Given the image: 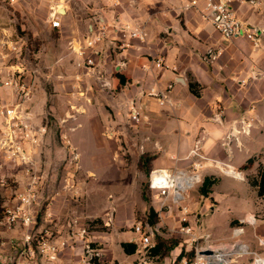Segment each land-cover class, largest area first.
<instances>
[{"label": "crops", "instance_id": "0c3cea01", "mask_svg": "<svg viewBox=\"0 0 264 264\" xmlns=\"http://www.w3.org/2000/svg\"><path fill=\"white\" fill-rule=\"evenodd\" d=\"M185 2L186 0H26L29 25L34 27L33 23L37 22L49 34H55L46 51H39V64L54 66L53 71H56L57 65L68 62L74 71L76 63H83L92 57L96 65H101L105 71L103 78L111 87L108 92L110 108L122 116L119 129L130 134L134 132L137 142L141 141L145 151L154 155L153 168H169L175 163V158L181 167L201 161L204 166L198 173L200 177H220L218 172L224 169L227 171H223L226 176L238 179V171L246 160L264 151V30L261 31L264 29V0H257V4H252L249 0H235L238 14L258 35L257 45L244 34L232 39L223 38L196 10L184 9ZM52 7L56 8L60 20L58 27H54L49 19ZM6 18L11 17L6 14ZM127 24L143 27L148 34L146 40L130 37L129 31L122 28ZM103 28L105 35L100 44L89 47L87 38L90 32L96 33ZM1 30L8 31V28L0 25ZM2 41L8 40L5 37ZM69 41L74 47H79L83 54L71 53L68 49ZM26 49L24 47V51ZM158 59L162 60V67L156 65ZM86 67L81 68L84 74L81 82L88 94L94 95L95 88L86 85L94 81L87 76ZM61 72V69L56 71L53 78L56 84L66 88L69 86L68 82H74V78L59 74ZM44 74L45 78L53 75ZM58 74L63 77L60 81L56 80ZM119 75L125 78V83L120 82ZM28 76L30 82L32 76L34 79L36 77L33 74ZM190 82L196 84L199 96L191 91ZM152 90L167 93L169 102H157L150 94ZM17 99L16 96L2 102ZM31 99L30 94L25 103H31ZM131 108L145 118L140 126L134 123L133 129L126 123ZM28 109H31L28 112L32 124L39 127L41 122L34 115L39 112L38 109L34 110L29 105ZM247 122L251 123L250 133L240 134L238 131ZM81 128L74 140L77 144L90 146L93 153L95 141L89 135V130L92 129L90 121H84ZM115 135L116 128L113 127L109 131V137L114 138ZM236 152L244 153L239 162H235L238 155ZM45 157L48 159L46 155L43 158ZM95 159L92 154L88 161ZM42 160L49 162L52 158ZM2 161L8 160L3 157ZM11 167L8 175L14 184L5 187L3 191L6 194L17 192L21 188L16 184L18 179L25 177L23 168L17 166L15 170L14 166ZM41 171L43 176L50 173L45 167ZM212 189L214 191V187ZM213 191L211 196L214 195ZM150 194L153 208L160 210L162 197L151 190ZM221 198L219 196L217 199L221 201ZM16 204L15 198H9L6 202L8 207ZM205 205L207 203H204V207ZM173 206L175 205L171 204L169 214L176 211ZM39 208L40 206L34 207L36 213ZM139 208L145 211L148 206L137 200L119 203V219L116 218L112 231L100 237L93 235L102 244L103 254L94 264H135L139 250L126 253L122 242L137 244V234L133 229L119 230L118 227L124 225L134 228L137 223L136 209ZM210 208L213 212L212 215H207L205 227L212 233L220 230L224 232L223 241L231 239L233 234L226 230L232 227L234 220L240 221L239 214L244 211L234 212L228 208V212H222L220 206ZM42 210V220L29 227L15 223L10 226L4 219L0 221V264L4 259H16L20 264L28 261L30 264H41V259L27 260L25 247L24 253H17V248L11 245L17 239L22 242L25 233L36 226L47 232L53 230L56 237L52 242L60 246L63 241H67L57 259L49 264H83V241L79 237L73 240L70 236L74 208L69 204L61 205L55 200ZM245 211L252 212L250 208ZM49 212L52 217H48ZM161 216H166V212L161 210ZM248 229L253 234L245 239L248 252L224 253L222 257L225 258H213L215 264H256L258 256L264 258V253L260 251L262 243H257L252 237L263 240L264 220L257 219L253 227L248 225ZM185 246L186 243H182L171 253L152 256V264H189L187 256H180ZM237 248L240 249L239 246ZM196 259L197 257L192 261L193 264Z\"/></svg>", "mask_w": 264, "mask_h": 264}, {"label": "rangeland", "instance_id": "374dc122", "mask_svg": "<svg viewBox=\"0 0 264 264\" xmlns=\"http://www.w3.org/2000/svg\"><path fill=\"white\" fill-rule=\"evenodd\" d=\"M27 13H29V7L26 0H0V15L2 14L0 25L2 28H8V31H0L2 33L0 35V45L2 46L0 49V123L4 119L1 111L6 104L2 101L9 98L13 99L18 95L13 87L14 84L5 85L2 82L8 78L9 70L18 68L16 65L23 62L26 67L24 81L29 85L32 98L31 103H25L24 106L27 109L28 105L34 110L38 109L39 112L34 113V115L41 122L39 127H45L46 130L44 135L39 136L38 142L29 144L28 149L34 159L33 165L28 166L19 161L9 160L3 152L0 153V221L5 219L6 210L9 208L6 206L7 200L15 198L16 203H20V193L29 181H36L38 189L37 200L33 206V223L42 220V209L48 204H52L53 201L57 200L61 205L69 204L74 208L72 210L73 221L70 225V236L74 240L75 237H73L71 228L77 230L80 226H85L88 229L89 238L94 241L92 245L100 248L101 253L102 244L98 239H94L93 235L100 237V235H108L112 231L116 225V218L119 219L118 204L127 200H137L140 204H147L148 208L145 211L141 208L136 209V220L143 224L148 223L152 227L154 242L158 237L167 241V246L172 247L168 253L176 250L182 243L187 245L184 247L185 254L194 253V258L197 256L210 258L209 255L202 253L205 249L224 252L239 246L242 248H237L235 253H247L248 249L246 252L242 250L246 244L245 239L253 235L249 232L248 225L253 227L257 219L264 220V202L258 197L256 189L248 183L247 175L256 174L259 163L264 165V151L258 154V161L249 169L243 171L242 168L239 169L238 175L240 176H237L238 179L226 176L224 170L218 172L220 177L212 175L217 178V182L212 186V188L214 187V191L212 189L213 196L210 194L204 196L200 193V187L206 177L201 175L200 180L187 192L186 199L179 205L173 206L176 209L173 214H169L170 206L173 204L171 200H169L170 205L163 207V209L160 208L157 211L154 208L158 212V218L155 225H151L149 217L150 209L153 208V198L148 182L150 172L154 169L152 167L154 155L145 151V146L141 141L137 142L134 132L130 134L124 129H119L122 116L117 111H113L108 103V92L111 87L103 78L104 69L98 64L86 67L81 61L79 64H75V70L72 71L70 63H61L57 65L56 71L61 69L63 72L59 74L72 76L74 82H68L69 86L66 88L56 84L53 78L56 74V71H53L55 67L39 64L40 60L37 56L39 51H46L48 43L51 45L52 37L55 38V34H49L37 22L33 23L34 27L30 26V17ZM6 14H9L11 18L7 19ZM5 37L8 41H2ZM24 47H27L26 51H24ZM68 49L71 53H80V48L74 47L71 41L68 42ZM85 67L88 68L87 76L94 80L92 83H86V85L95 88L94 95H89L87 88L81 82V76L84 75L81 68ZM44 73L53 75L45 78ZM32 74L36 77L34 79L32 76L30 82L28 75ZM61 79H63L61 75H56V80L60 81ZM60 83L62 85V82ZM153 97L159 102L158 97ZM13 101L9 100L8 103ZM132 110L133 108L130 110V116L127 117L126 123L133 129L135 124L140 126L145 118L141 114V121H134ZM86 120H89L92 125L89 135L95 141L93 153H91L90 146L77 144L74 140L76 133L82 129L83 122ZM113 127L116 128V135L114 138H110L109 131ZM236 153L238 154V152ZM92 154L95 155L96 159L89 162L88 159H91ZM44 155L48 159L52 158V160L43 161L42 159L48 160L46 157L43 158ZM241 155L243 156L244 153H239L235 162L241 160ZM3 157L8 161H2ZM175 159V163L169 167L172 172L184 171L187 175L198 174L204 166V163L199 161L181 167V164L177 163L178 161L176 162ZM212 162L217 164L215 161ZM11 166H14L15 170L18 167L23 168L25 177L18 179L16 184L21 188L17 189V192L6 194L3 191L5 187L14 184L11 181V176L8 175L9 170L12 169ZM44 167L50 172L47 176L42 174L41 170ZM21 183L23 184L21 185ZM219 196L222 197L221 201L217 199ZM204 203H207V206L204 207ZM38 206L40 208L36 213L34 207ZM211 206H220L222 212H228V208L234 212L244 211L239 214L240 221L234 220L232 227L226 230L233 234L231 239L223 241L224 232L222 233L220 230L212 233L205 227L207 215L213 212ZM249 208L252 212L245 211ZM161 210L166 212V216H161ZM112 211L114 215L113 219L110 220ZM47 215L52 217L50 212ZM75 223L76 225H74ZM16 224L24 226L21 222ZM128 228L134 230L131 226L120 225L118 227L119 230ZM31 229L36 235L35 238L40 233L45 232V230H39L37 226ZM236 229L243 230L236 233ZM52 231L50 230L49 233L53 241L56 235ZM252 237L257 243H262L260 244L262 245L260 251L264 253V237L262 242L259 237ZM79 239L81 238L79 237ZM81 240L83 241L84 255L85 241ZM37 244L36 240L33 243L36 253H38ZM11 245L17 248V253L25 252V246L21 240L17 239ZM25 248L27 249V247ZM138 250H140L139 247ZM141 255L142 252L139 251L138 256ZM138 256L135 262L139 259ZM98 259L96 258L89 263L81 261V263L94 264L98 262Z\"/></svg>", "mask_w": 264, "mask_h": 264}, {"label": "built area", "instance_id": "2783aa9c", "mask_svg": "<svg viewBox=\"0 0 264 264\" xmlns=\"http://www.w3.org/2000/svg\"><path fill=\"white\" fill-rule=\"evenodd\" d=\"M252 4H257V0H249ZM184 9L196 10L204 21L211 23L216 30L219 31L221 36L225 39H232L240 34H244L254 45L258 44V35L251 29L250 24L242 19L238 14L235 6V0H186L183 4ZM49 19L54 27L60 26V20L57 17V10L52 7L49 13ZM123 29L129 31V35L132 38L140 40H146L147 32L143 27L131 26L129 24L122 26ZM264 29H261L263 31ZM105 33L104 28L98 30L96 33L90 32L87 38V45L89 47H96L100 44ZM80 53L83 54L82 51ZM85 66H94L95 62L92 57L87 58L82 63ZM158 67L163 66L162 60L156 61ZM18 68L9 70V75L4 82L5 85H12L18 95V99L11 103L4 104L2 108L3 121L0 126V153L3 152L5 157L12 161H19L22 164L28 166L33 165L34 159L30 154L28 147L29 144L38 142L39 136L45 134V127H35L28 112L27 107L24 106L25 101L28 99L30 94L29 85L24 81L25 76V64L20 62L16 65ZM153 96L158 97L157 99L161 104L169 102L168 94L162 90L152 91L150 93ZM132 119L136 122H140L142 119L141 114L134 109L132 111ZM243 123V122H242ZM251 123H246L245 126L238 132L249 134ZM194 174L187 175L184 171L172 172L169 168L158 167L154 168L150 172L148 186L153 192H156L162 200L160 202V208L163 209L165 206H169L171 200L172 205H179L186 199V194L190 188L194 186L192 183L190 186L183 187L180 181L182 178L187 176H193ZM36 181H29L25 189L20 193V203L13 207L7 208L5 221L8 225L21 222L24 226L29 227L34 221L33 206L37 200V185ZM114 212L112 211L110 220L113 219ZM76 225V223L74 224ZM73 230V237L77 239L80 237L85 241L84 262H91L96 258H100L103 254L101 249L94 247V242L89 238L88 229L85 226H80L77 230ZM237 230V229H236ZM235 230V231H236ZM243 230V229H242ZM134 231L137 234L136 242L140 248L139 251L142 255L135 262V264H152L151 248L155 246L152 235V227L147 223L137 222L134 226ZM35 233L28 230L25 233L22 242L27 247V253L25 257L27 260L41 259V264H49L51 261L57 259L58 253L61 246H66L67 241H63L61 246L57 243L52 242L49 232L45 231L40 233L35 238ZM37 240L38 253L33 248V243ZM262 241V240H261ZM213 261L212 258H202L197 256L195 264H206L208 261ZM262 260L261 257L255 259L256 264ZM1 264H20L16 259H4ZM25 264H30L28 261Z\"/></svg>", "mask_w": 264, "mask_h": 264}, {"label": "trees", "instance_id": "16d2710c", "mask_svg": "<svg viewBox=\"0 0 264 264\" xmlns=\"http://www.w3.org/2000/svg\"><path fill=\"white\" fill-rule=\"evenodd\" d=\"M120 82L125 83V78L120 75ZM190 89L191 91L196 94L197 96L200 95L199 90L196 87L195 83L190 82ZM259 156L253 155L250 156L244 165L242 166V169L247 170L249 169L253 164H255L256 161H258ZM248 183L250 186L256 189L258 197H260L264 202V165L260 164L257 167V173L254 175H247ZM217 182V178L213 176H206L201 187H200V193L204 196H208L212 192V186ZM158 218V212L155 211L154 208L150 209V217L149 222L151 225H155ZM167 241L164 239L158 237V239L155 242V246L151 248L150 255L155 256H164L172 247H168L166 244ZM122 246L124 248V251L126 253H135L138 249V246L134 242H122ZM173 246V245H172ZM180 256H187L189 260V264H193L192 261L194 259V253L185 254L184 250L180 254Z\"/></svg>", "mask_w": 264, "mask_h": 264}, {"label": "bare ground", "instance_id": "6f19581e", "mask_svg": "<svg viewBox=\"0 0 264 264\" xmlns=\"http://www.w3.org/2000/svg\"><path fill=\"white\" fill-rule=\"evenodd\" d=\"M62 10L63 9L61 8V11ZM200 178L201 177L199 176V174L196 173L193 176H187L185 178H182L183 180L180 181V182H181V184H183V187H186V186H190L192 183L198 182L200 180ZM235 232L236 233H240V232H242V230L241 229H237ZM240 248H242V247H240ZM242 250H243V252H246L247 251V247L243 246ZM235 251H237V248H234V249H231V250H225L224 252H221V251L218 250L217 251V256L222 259V258H225V257H222L223 255H225L224 253H234ZM258 264H264V258L262 260H260V262Z\"/></svg>", "mask_w": 264, "mask_h": 264}, {"label": "water", "instance_id": "95a60500", "mask_svg": "<svg viewBox=\"0 0 264 264\" xmlns=\"http://www.w3.org/2000/svg\"><path fill=\"white\" fill-rule=\"evenodd\" d=\"M91 30H92V26H91ZM224 171L227 173L226 170H224ZM202 253L209 255L210 258H214V257L217 256V252H215V250H213V249H205V250L202 251ZM206 264H215V263L210 260Z\"/></svg>", "mask_w": 264, "mask_h": 264}]
</instances>
